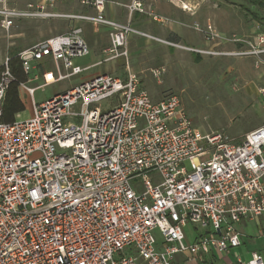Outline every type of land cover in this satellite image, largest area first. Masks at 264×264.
Masks as SVG:
<instances>
[{
    "label": "built area",
    "instance_id": "built-area-1",
    "mask_svg": "<svg viewBox=\"0 0 264 264\" xmlns=\"http://www.w3.org/2000/svg\"><path fill=\"white\" fill-rule=\"evenodd\" d=\"M62 1L0 0L3 31L24 19L71 24L18 53L28 75L19 88L31 113L0 122V264H172L179 253L193 259L239 246L236 225L264 216V123L237 142L223 132L204 133L177 95L154 101L133 72L125 79L97 74L37 102L36 89L89 68L75 63L89 54L79 22L109 28L110 55L102 61L126 56L133 32L106 17L107 0H73L91 10L83 13L56 11ZM126 8L144 12L139 0ZM248 44L264 49V32ZM45 61L56 74L43 69L42 82L30 85ZM163 71L152 74L159 80ZM11 80L6 61L0 117ZM187 225L202 231L192 243ZM237 264L264 258L253 251Z\"/></svg>",
    "mask_w": 264,
    "mask_h": 264
},
{
    "label": "rangeland",
    "instance_id": "rangeland-1",
    "mask_svg": "<svg viewBox=\"0 0 264 264\" xmlns=\"http://www.w3.org/2000/svg\"><path fill=\"white\" fill-rule=\"evenodd\" d=\"M30 1L13 0V3L24 6ZM107 1L119 22L128 23L133 29L127 36L126 56L92 65L110 55L104 52L110 40L109 29L105 32L91 29L88 35L93 45L86 40L89 55L75 60L80 66L90 65L89 69L36 89L37 102L66 91L85 76L99 71L120 79L133 72L154 101L169 94L177 95L194 126L204 133L223 132L237 142L264 123V97L260 93L264 88V49H252L248 44L256 34L264 32V1L262 6L255 7L252 0H144L147 5L140 17L128 11L129 2ZM71 2L60 4L59 11L78 13L80 6ZM70 26L66 18L24 19L9 31L0 29V66L22 49L64 33ZM233 37L244 43L232 41ZM254 50L259 52L251 53ZM37 68L52 73L55 70L51 62ZM157 68L164 69L159 80L152 74ZM20 98L24 110L17 118L23 119L29 116L31 105L23 89ZM115 101L116 97L104 100L101 107H110ZM190 230L194 231L187 225L185 234Z\"/></svg>",
    "mask_w": 264,
    "mask_h": 264
},
{
    "label": "crops",
    "instance_id": "crops-1",
    "mask_svg": "<svg viewBox=\"0 0 264 264\" xmlns=\"http://www.w3.org/2000/svg\"><path fill=\"white\" fill-rule=\"evenodd\" d=\"M71 1H73V0H66V1H62L61 3L60 2L57 3V5L55 7L56 8V11L64 13L61 10L59 11V5L62 4L63 2H67V4L71 5V4H73V2H71ZM111 1L117 2V3H121V4H126L128 2L130 3V0H111ZM139 1L142 3V5L144 7L147 5L146 4L147 1H144V0H139ZM64 5H66V4H64ZM80 8H81V10H79V12H81V13H83V12H91V10H88V9L83 8L81 6H80ZM72 12H75V11H71V12H68V13H72ZM114 13L112 11H110V8L107 5L106 8H105V15H106V17L109 18V19H111V20H114L116 22H119L120 21L119 18H117V15L114 14ZM141 14H142L141 12H134V16H136V17H140ZM121 23L122 24H126L125 22H122V21H121ZM79 25L83 29L84 39L86 38L85 41L87 40L88 43H90L91 46L93 45L92 38H91V36L88 35V33H89V31L91 29L93 31L100 30V31H104V32L109 29L107 26H104V25H94V24H92L90 22H85V21L79 22ZM173 33H175L177 36H180V34L177 31H174L173 30ZM32 45H30V46H32ZM30 46H28V47H30ZM28 47H26V48H28ZM26 48H24V49H26ZM89 53H90V49H89ZM45 62H48L49 63L50 61H45ZM101 62H102V60H97L92 65H100ZM89 66L90 65H86L84 67H89ZM38 71H39V79L37 81L31 82L30 85L33 84V83H36V82H39V83L42 82L41 75H42L43 69H41V71L39 69ZM102 73L103 72L99 71L97 73H94V74H90L88 76H85L84 78H82L80 80V82L85 81V80H87V79H89V78H91V77H93V76H95L97 74H102ZM53 74L55 75V70L53 71ZM20 90L21 89L18 88L19 96H20ZM30 113H31V111H30ZM236 228H237V231L240 234V241H241V243H240L239 246L234 247V248H230L227 252L221 253V254H219V253H217L215 251H210L207 254L201 253L196 258H193V259H191L189 257V255L186 254V253H179V254H177L174 257V259L172 261V264H237L238 259H240L242 261L249 260L250 257H251V253L253 251H257L264 258V216L258 217V218H254V219H250V220H242L241 222H239L236 225ZM193 230L194 231L190 230L189 233L186 234V242H188V243L194 242V240L196 239V237L199 234L202 233L201 230H199V229H197L195 227H193Z\"/></svg>",
    "mask_w": 264,
    "mask_h": 264
},
{
    "label": "trees",
    "instance_id": "trees-1",
    "mask_svg": "<svg viewBox=\"0 0 264 264\" xmlns=\"http://www.w3.org/2000/svg\"><path fill=\"white\" fill-rule=\"evenodd\" d=\"M254 1V2H253ZM264 0H252L255 7L262 6ZM254 17H259L250 10ZM7 67L12 75V80L8 85L5 97L2 103V114L0 122L11 123L17 114L24 110V105L19 96V84L27 80L28 75L24 72L18 53L10 56L7 60ZM4 69V65L0 66V72Z\"/></svg>",
    "mask_w": 264,
    "mask_h": 264
},
{
    "label": "bare ground",
    "instance_id": "bare-ground-1",
    "mask_svg": "<svg viewBox=\"0 0 264 264\" xmlns=\"http://www.w3.org/2000/svg\"><path fill=\"white\" fill-rule=\"evenodd\" d=\"M184 4V3H183ZM181 7H183V8H187V6L186 5H183V6H181Z\"/></svg>",
    "mask_w": 264,
    "mask_h": 264
}]
</instances>
